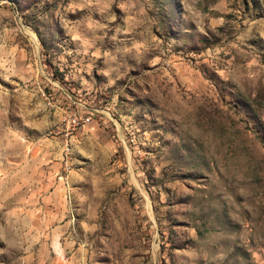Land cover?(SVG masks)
<instances>
[{
	"label": "rangeland",
	"instance_id": "374dc122",
	"mask_svg": "<svg viewBox=\"0 0 264 264\" xmlns=\"http://www.w3.org/2000/svg\"><path fill=\"white\" fill-rule=\"evenodd\" d=\"M0 264H264V0H0Z\"/></svg>",
	"mask_w": 264,
	"mask_h": 264
},
{
	"label": "built area",
	"instance_id": "2783aa9c",
	"mask_svg": "<svg viewBox=\"0 0 264 264\" xmlns=\"http://www.w3.org/2000/svg\"><path fill=\"white\" fill-rule=\"evenodd\" d=\"M64 121L67 122V126L69 129H76L77 126L81 125V123L83 125L87 124L88 122H90L91 117L90 116H83V118L81 120H79V117L76 114H70L68 116H65L63 118Z\"/></svg>",
	"mask_w": 264,
	"mask_h": 264
}]
</instances>
